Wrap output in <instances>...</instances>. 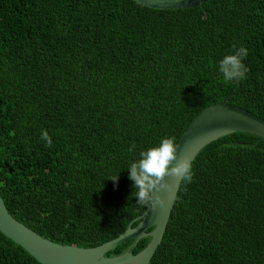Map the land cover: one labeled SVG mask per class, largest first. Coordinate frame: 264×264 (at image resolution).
I'll return each instance as SVG.
<instances>
[{
  "label": "trees",
  "instance_id": "obj_1",
  "mask_svg": "<svg viewBox=\"0 0 264 264\" xmlns=\"http://www.w3.org/2000/svg\"><path fill=\"white\" fill-rule=\"evenodd\" d=\"M233 45L249 71L225 83ZM215 102L264 118V0H0V194L44 238L93 246L121 233L146 209L129 163L164 137L177 143ZM192 171L147 264H264V138L228 133ZM0 264L40 263L0 232Z\"/></svg>",
  "mask_w": 264,
  "mask_h": 264
},
{
  "label": "water",
  "instance_id": "obj_2",
  "mask_svg": "<svg viewBox=\"0 0 264 264\" xmlns=\"http://www.w3.org/2000/svg\"><path fill=\"white\" fill-rule=\"evenodd\" d=\"M147 8H184L200 5L209 0H134ZM234 131H247L264 138V118L228 102H215L202 108L186 127L177 141L178 156L187 155L191 160L210 142ZM173 184L174 198L167 192L160 195L163 207L146 209L117 236L97 245H69L42 237L23 224L8 210L0 194V232L19 244L40 264H147L166 229L170 212L177 197L178 181L165 178ZM153 226V227H152ZM152 228V229H150ZM150 229V230H148ZM149 237L146 245L133 253L136 243ZM128 247L120 254L106 255L105 252L125 241Z\"/></svg>",
  "mask_w": 264,
  "mask_h": 264
},
{
  "label": "clouds",
  "instance_id": "obj_3",
  "mask_svg": "<svg viewBox=\"0 0 264 264\" xmlns=\"http://www.w3.org/2000/svg\"><path fill=\"white\" fill-rule=\"evenodd\" d=\"M233 52L225 54L219 61V71L223 75L225 83L238 82L246 79L249 69L242 62L248 51L244 46L233 45ZM41 138L48 147L52 146V140L47 130H42ZM135 145L128 149L132 152ZM178 145L174 136L164 137L157 145L148 147L139 153V158L130 162L129 179L133 181L136 192L131 195L137 197V204L155 209L157 206H164V199L160 193L167 194L174 198L173 184L165 178L172 177L179 183H191L193 180L192 160L187 156H178ZM114 184L118 176L109 178Z\"/></svg>",
  "mask_w": 264,
  "mask_h": 264
}]
</instances>
